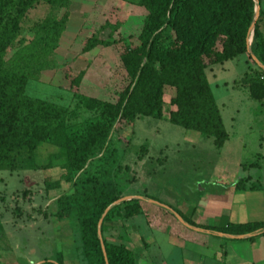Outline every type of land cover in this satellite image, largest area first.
Instances as JSON below:
<instances>
[{
    "label": "trees",
    "instance_id": "16d2710c",
    "mask_svg": "<svg viewBox=\"0 0 264 264\" xmlns=\"http://www.w3.org/2000/svg\"><path fill=\"white\" fill-rule=\"evenodd\" d=\"M38 1L64 7L68 0H0V170L44 168L47 164L41 166L35 160L37 147L43 142L55 146L63 162L56 180H44L45 189L57 188L59 181L68 185L67 192L55 199V216L66 218L75 232L74 248L79 263L135 264L132 252L123 244L108 242L103 228L113 218L142 213L140 199L124 200L105 212L99 230L106 263L96 233L102 211L124 196L125 188L135 180L129 166L120 167L117 163L116 149L108 146L109 133L114 127L131 125L136 116L160 119L164 115L171 124L210 137L213 146L219 148L227 134L204 69L209 64L244 53L257 68V76L247 80L248 93L256 100L264 98V71L246 51L254 2L139 0L145 15L137 34L138 45L124 48L119 55L128 78L126 87L113 102L82 97L80 103L92 114L83 122L72 123L64 107L25 93L31 63L54 49L65 15L45 17L36 23L33 39L16 49L13 59L7 63L4 59L18 34L25 11ZM257 1L258 16L249 49L264 66V37L256 23L258 18H264V5ZM114 41L90 36L82 51ZM65 75L68 88L75 95L82 71L67 70ZM164 86L172 89L168 103L173 106L165 113L162 107ZM141 147L139 150L143 151ZM235 187H243V181L238 180ZM201 227L244 234L264 227V218L241 224L227 223L222 227ZM53 261L44 260L43 264H61L60 255L55 254Z\"/></svg>",
    "mask_w": 264,
    "mask_h": 264
},
{
    "label": "rangeland",
    "instance_id": "374dc122",
    "mask_svg": "<svg viewBox=\"0 0 264 264\" xmlns=\"http://www.w3.org/2000/svg\"><path fill=\"white\" fill-rule=\"evenodd\" d=\"M138 1L68 0L64 7L38 1L25 11L18 34L7 48L4 59L6 63L13 59L16 49L33 39L36 23L45 17L59 18L65 15L64 27L54 49L31 63L25 93L29 97L64 107L69 113L70 122H83L92 111L80 103L82 97L113 102L128 83L119 55L124 48L138 45L137 34L145 15ZM260 3L264 5V0H260ZM256 23L264 37V18H258ZM90 36L116 41L82 51ZM67 70L82 71L75 95L68 88ZM204 73L227 134L226 149L213 146L210 137L171 124L164 115L160 119L136 116L131 125L114 127L109 133L108 146L116 149L117 163L120 167L129 166V173L134 174L135 180L125 188L127 191L133 188L145 192L148 199L160 204L167 202L169 208L173 207V199L178 204H192L197 193L194 188L192 192L195 191V196L187 190L195 180L199 178L195 184L198 189V183L203 182L209 173L219 167L235 168L237 163H240V167L235 178L249 174L252 182L264 185V98L253 99L247 91V80L257 76L256 66L244 53H240L231 59L207 65ZM171 94L172 89L164 86V113L173 109L168 103ZM223 150L230 153L223 154ZM52 152L56 153L57 148L51 144L43 142L37 147V155L41 158ZM242 166H245L244 171L241 170ZM47 170H0V212L6 217L15 216L18 210L21 217L28 214L31 216L28 221H33L29 223L19 219L14 223L1 219L0 264H10L12 257L17 259V264H29L58 251L66 254L70 248V238L63 234L67 230L65 220L60 219L64 225H52L50 232H39V221L35 219H40L42 215L35 211V201L24 200L27 196L20 197V191L16 194L17 199L10 197L12 190L24 187H29L37 197V191L43 192ZM52 173L54 178L58 175L57 172ZM179 214L182 216V212ZM141 217L144 216L128 221L139 224L140 230ZM165 249L161 246L160 251L170 264L173 250L168 248L171 251L169 257Z\"/></svg>",
    "mask_w": 264,
    "mask_h": 264
},
{
    "label": "crops",
    "instance_id": "0c3cea01",
    "mask_svg": "<svg viewBox=\"0 0 264 264\" xmlns=\"http://www.w3.org/2000/svg\"><path fill=\"white\" fill-rule=\"evenodd\" d=\"M226 140L219 148L226 149ZM224 150L223 154L230 153H226ZM52 153H47V157L45 158L46 155L43 157L44 160H40L41 157L37 155V158L36 156L35 160L39 165L44 166L47 164L44 168H26L20 171L34 172L37 169H48L44 174L47 177L46 181L56 180L60 173L59 166L63 162V157L58 152ZM252 165L249 164V166ZM239 167L240 163H237L235 168L230 169L219 167L209 173V176L203 182L198 183V189L195 188L196 182L199 181L197 177L198 180H195L192 187L187 190L193 193L194 196L196 191L195 202L184 205L182 203L178 204L173 199L171 209L178 213L182 212L181 215L184 214L183 217L192 221L194 223L192 226L197 228H202L201 226L222 227L227 223L241 224L261 221L264 218V185L252 182L249 174L235 178ZM241 170L244 171L245 166H242ZM52 172H57L58 175L54 178L55 175L53 176ZM238 180L243 181V187H235ZM209 181L211 183H208ZM43 185V192L37 191V197H35L36 193L29 190V187L12 190L10 197L16 198L17 192L20 191V197L27 196L24 200L35 201V205H37L35 211L42 215L40 219H35L39 221L37 226L39 232H50L52 225L54 226L57 223L64 225L65 223L67 230L63 234L70 238L68 246L70 248L66 251V254L64 251H58L29 264H43L44 260L54 263L55 254L60 255L61 264H80L74 248L75 232L66 218L55 216V199L60 194L67 192L68 185L63 181H59L57 188L45 189L44 181ZM193 188L194 192H192ZM130 191H133V193H129ZM124 193V196H142L143 199L140 200L143 202V212L128 218L117 217L109 220L105 223L103 234L108 242L120 243L128 248L134 256L135 264H167L164 260V253L160 251L161 246L166 247L165 251L169 257L171 251H168V248L173 250V261L170 264H264V230L250 237L230 238L215 235L212 232L207 233L191 229L180 223L172 213L162 206L146 200L147 195L145 192L142 193L129 188L128 191L125 189ZM161 203L169 207L167 202ZM17 213L14 214L15 216L4 217L5 214L0 212V221L5 218L8 222L15 221L14 223H16L19 219L29 222L31 216L25 214V217H21L18 210ZM142 215L144 217H141V229L139 230V224L135 225L129 221L136 220L135 218ZM60 219L65 220V222L63 223ZM72 236H74V240ZM144 237L149 239H144ZM17 262V259L12 257L10 264H17ZM23 264L25 263L23 262Z\"/></svg>",
    "mask_w": 264,
    "mask_h": 264
},
{
    "label": "water",
    "instance_id": "95a60500",
    "mask_svg": "<svg viewBox=\"0 0 264 264\" xmlns=\"http://www.w3.org/2000/svg\"><path fill=\"white\" fill-rule=\"evenodd\" d=\"M254 2V13H253V17H252V20L249 24V27H248V31H247V38H246V51L247 53L250 55L252 61H254V63L262 70L264 71V66L253 56V54H251L250 52V49H249V42L251 40V35H252V29H253V26H254V22L258 16V1L257 0H253ZM131 198H136V199H143L142 196H139V195H127V196H122L120 198H118L117 200L113 201L111 204H109L103 211L102 213L100 214L98 220H97V223H96V233H97V237L100 241V248H101V252H102V255L104 257V261L106 263V259H105V252H104V248H103V245H102V242H101V236H100V224H101V221H102V218L105 214V212L112 206V205H115L119 202H122L124 200H128V199H131ZM148 200L149 202H153L155 204H158L160 206H162L163 208H165L166 210H168L170 213H172V215L180 222L182 223L183 225H185L186 227H189L191 229H195V230H199V231H204V232H212L213 234L215 235H219V236H223V237H230V238H240V237H250L252 235H255L261 231L264 230V227L260 228V229H257V230H254V231H251V232H248V233H244V234H229V233H223V232H219V231H213V230H208V229H202V228H197V227H193L192 225L188 224L187 222L183 221V219L176 213L174 212L171 208H169L168 206L166 205H163V204H160L159 202L157 201H154V200H151V199H146Z\"/></svg>",
    "mask_w": 264,
    "mask_h": 264
}]
</instances>
